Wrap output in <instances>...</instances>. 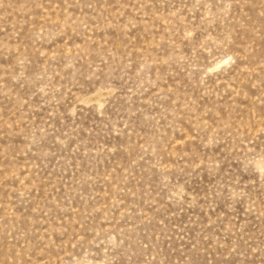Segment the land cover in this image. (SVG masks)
Listing matches in <instances>:
<instances>
[{
	"label": "rangeland",
	"instance_id": "1",
	"mask_svg": "<svg viewBox=\"0 0 264 264\" xmlns=\"http://www.w3.org/2000/svg\"><path fill=\"white\" fill-rule=\"evenodd\" d=\"M0 264H264V0H0Z\"/></svg>",
	"mask_w": 264,
	"mask_h": 264
}]
</instances>
